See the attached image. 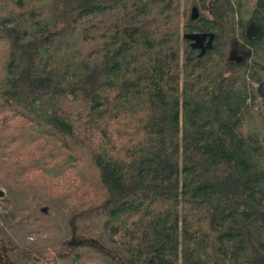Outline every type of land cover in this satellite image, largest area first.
I'll return each mask as SVG.
<instances>
[{"label": "trees", "instance_id": "trees-1", "mask_svg": "<svg viewBox=\"0 0 264 264\" xmlns=\"http://www.w3.org/2000/svg\"><path fill=\"white\" fill-rule=\"evenodd\" d=\"M252 21L264 0H0V264H264Z\"/></svg>", "mask_w": 264, "mask_h": 264}, {"label": "water", "instance_id": "water-1", "mask_svg": "<svg viewBox=\"0 0 264 264\" xmlns=\"http://www.w3.org/2000/svg\"><path fill=\"white\" fill-rule=\"evenodd\" d=\"M199 16L198 8L193 7L192 9V18H197ZM264 33L263 26L258 21H252L247 30L246 35L250 40H257L260 38ZM260 94L264 99V84L260 88ZM5 195V192L0 189V197H3Z\"/></svg>", "mask_w": 264, "mask_h": 264}, {"label": "rangeland", "instance_id": "rangeland-1", "mask_svg": "<svg viewBox=\"0 0 264 264\" xmlns=\"http://www.w3.org/2000/svg\"><path fill=\"white\" fill-rule=\"evenodd\" d=\"M192 12V10L190 11V13Z\"/></svg>", "mask_w": 264, "mask_h": 264}]
</instances>
